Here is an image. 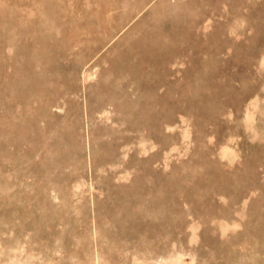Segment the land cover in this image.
<instances>
[{
  "label": "rangeland",
  "instance_id": "374dc122",
  "mask_svg": "<svg viewBox=\"0 0 264 264\" xmlns=\"http://www.w3.org/2000/svg\"><path fill=\"white\" fill-rule=\"evenodd\" d=\"M0 264H264V0H0Z\"/></svg>",
  "mask_w": 264,
  "mask_h": 264
}]
</instances>
